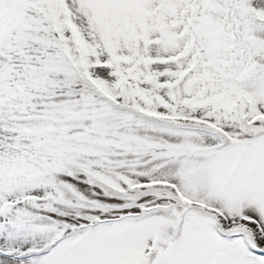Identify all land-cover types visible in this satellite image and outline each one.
<instances>
[{
    "label": "snow or ice",
    "instance_id": "obj_1",
    "mask_svg": "<svg viewBox=\"0 0 264 264\" xmlns=\"http://www.w3.org/2000/svg\"><path fill=\"white\" fill-rule=\"evenodd\" d=\"M0 264H264V0H0Z\"/></svg>",
    "mask_w": 264,
    "mask_h": 264
}]
</instances>
